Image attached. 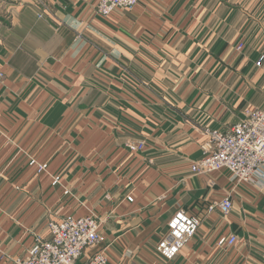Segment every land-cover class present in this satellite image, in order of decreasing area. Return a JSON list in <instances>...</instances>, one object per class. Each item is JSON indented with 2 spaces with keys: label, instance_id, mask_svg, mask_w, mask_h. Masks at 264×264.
Instances as JSON below:
<instances>
[{
  "label": "crops",
  "instance_id": "1",
  "mask_svg": "<svg viewBox=\"0 0 264 264\" xmlns=\"http://www.w3.org/2000/svg\"><path fill=\"white\" fill-rule=\"evenodd\" d=\"M0 73V264L48 221L88 214L104 240L77 264L102 248L107 264H264V175L194 171L205 129L264 109V0H138L108 16L95 0H0ZM226 196L230 212L209 211ZM177 209L200 225L166 259L156 244Z\"/></svg>",
  "mask_w": 264,
  "mask_h": 264
},
{
  "label": "built area",
  "instance_id": "2",
  "mask_svg": "<svg viewBox=\"0 0 264 264\" xmlns=\"http://www.w3.org/2000/svg\"><path fill=\"white\" fill-rule=\"evenodd\" d=\"M138 0H95L96 10L108 16L117 9H132ZM243 44L236 46L241 50ZM261 58L256 62L260 65ZM2 74L0 73V77ZM208 147L195 163L194 171L212 173L228 170L232 180L247 182L253 175H264V109H249L245 117L224 131L208 130ZM130 149H142V141L127 143ZM37 172H44L46 164L29 161ZM59 176L53 177L52 184L59 183ZM67 193V191H65ZM131 200V197H128ZM233 202L224 197L209 206V211L218 207L223 213L231 211ZM200 225L198 217L177 209L167 221V234L158 240L156 250L166 259L178 255L188 240L194 236ZM47 237H38L28 252L16 264H77L87 248L103 242L104 235L100 223L93 214L81 217L65 216L61 221L47 223ZM237 242L234 234L221 236L217 240L220 247L232 246ZM105 248L95 251L82 264H107Z\"/></svg>",
  "mask_w": 264,
  "mask_h": 264
},
{
  "label": "rangeland",
  "instance_id": "3",
  "mask_svg": "<svg viewBox=\"0 0 264 264\" xmlns=\"http://www.w3.org/2000/svg\"><path fill=\"white\" fill-rule=\"evenodd\" d=\"M96 13H98L97 12V10H96ZM99 14V13H98ZM101 15V14H100ZM246 113V112H245ZM31 160H33V161H35L36 163H37V161L35 160V159H31ZM38 164H46V163H39L38 162ZM47 165V164H46ZM47 170V169H46ZM35 173H36V175H41V173L40 172H37V170L35 169ZM55 176H59V178H60V175H53L52 176V180H53V177H55ZM60 181V180H59ZM56 185V184H55ZM50 221H52V220H50ZM49 222V221H48ZM38 237H41L40 235H37L36 237H35V241H36V239H38ZM35 241H34V243H35ZM97 244V243H96ZM87 249H89V248H87ZM86 249V250H87ZM103 249V248H102ZM99 250H101V249H99ZM99 250H97V251H99ZM28 252V251H27ZM26 252V253H27ZM22 258V257H21ZM20 259V258H19Z\"/></svg>",
  "mask_w": 264,
  "mask_h": 264
}]
</instances>
